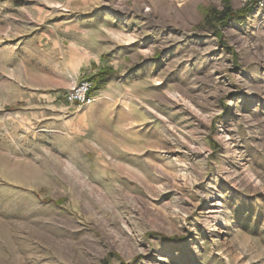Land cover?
<instances>
[{
  "label": "rangeland",
  "instance_id": "obj_1",
  "mask_svg": "<svg viewBox=\"0 0 264 264\" xmlns=\"http://www.w3.org/2000/svg\"><path fill=\"white\" fill-rule=\"evenodd\" d=\"M0 264H264V10L0 0Z\"/></svg>",
  "mask_w": 264,
  "mask_h": 264
},
{
  "label": "built area",
  "instance_id": "obj_2",
  "mask_svg": "<svg viewBox=\"0 0 264 264\" xmlns=\"http://www.w3.org/2000/svg\"><path fill=\"white\" fill-rule=\"evenodd\" d=\"M243 5H254L257 9L264 10V0H242ZM93 83L89 80H75L67 88L63 95V101L67 106L82 108L90 105L92 97Z\"/></svg>",
  "mask_w": 264,
  "mask_h": 264
},
{
  "label": "trees",
  "instance_id": "obj_3",
  "mask_svg": "<svg viewBox=\"0 0 264 264\" xmlns=\"http://www.w3.org/2000/svg\"><path fill=\"white\" fill-rule=\"evenodd\" d=\"M248 9L242 10V13H233L228 5L225 6V8L221 11H216V10H207L204 14V19L207 22H213L215 21L218 24H223L227 20H235V21H242L243 15L247 13ZM106 72H101V78H104L106 76ZM96 82L93 83V89L92 93L95 89Z\"/></svg>",
  "mask_w": 264,
  "mask_h": 264
}]
</instances>
